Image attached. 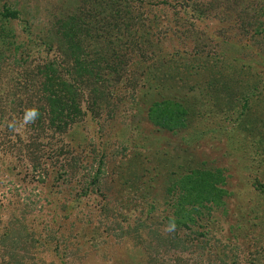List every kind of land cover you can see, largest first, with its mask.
Returning <instances> with one entry per match:
<instances>
[{
    "label": "rangeland",
    "instance_id": "1",
    "mask_svg": "<svg viewBox=\"0 0 264 264\" xmlns=\"http://www.w3.org/2000/svg\"><path fill=\"white\" fill-rule=\"evenodd\" d=\"M165 1L112 0L140 27L123 31L120 45L139 46L126 56L130 81L105 77L90 109L59 28L69 13L94 30L112 2L0 0L17 16L13 36L0 37V264H264V37L251 41L237 27L264 0ZM181 2L202 17L185 15ZM91 34L84 52H108ZM45 77L60 94L72 85L83 96L85 120L68 132L38 115ZM162 100L184 107L182 129L149 121ZM60 150L81 161L76 177L60 172ZM192 171L222 172L227 194L220 206L194 205L183 228L176 183ZM93 173L97 184L81 195Z\"/></svg>",
    "mask_w": 264,
    "mask_h": 264
},
{
    "label": "trees",
    "instance_id": "2",
    "mask_svg": "<svg viewBox=\"0 0 264 264\" xmlns=\"http://www.w3.org/2000/svg\"><path fill=\"white\" fill-rule=\"evenodd\" d=\"M89 1L92 3L98 1L102 4L103 1L112 2V0ZM160 1L162 3L166 2L165 0ZM119 2L120 1H118L117 4ZM214 2H216V0H214ZM236 2L237 0H235V3ZM121 3L122 4L120 6L117 4L115 5L113 2L107 4H111L112 6V17L111 14H106V8L109 7L104 6L103 10L105 11V14L101 17L99 16L100 20H97V28L94 30L90 28V25L87 24V22L76 16V14L69 13L64 17L65 20L64 22H61L59 28L67 39V59L72 62L73 65L71 64V66L74 68V71H76L80 81L84 85L89 84L88 87L90 89L86 92V98H88L86 100L88 102L87 106L90 107V109H94L93 107L103 99L104 89L102 88V85L105 77L110 82L113 81L114 78H117L115 85L120 84L122 78H124L127 83L130 81L131 75L127 76V72L124 71V66L130 63L127 61L126 56H128L127 53L132 55L134 48L136 49L139 45L136 46L138 43L133 42L130 46H126L124 44L121 46L120 41H125L124 34L122 35L121 33L123 31L126 34L137 32L140 27L138 26V21L135 20L134 16H132L133 12L130 11V8L125 6L123 2ZM146 5L148 4L146 3ZM180 6V8H183L184 10L183 13L185 15L191 14L192 18L200 19L203 15V12L197 10L196 4L191 6L187 3L188 7H186L185 3L181 2ZM114 7H116V9L113 15ZM149 7H153V5L149 4ZM186 8H189V10ZM207 9L208 11L210 9L213 10V4L209 5ZM186 11L189 12L187 13ZM95 12L96 11H94V14ZM16 17L15 13L11 12L8 8H4L3 11H0V37H5L1 38L3 40L5 39L4 43L8 36H13V29H10L9 26L11 25L10 22H12V20L17 19ZM237 27L240 32H242V30H245L246 32L252 31L254 37L251 38V41L256 40V37L258 36L264 37V9L255 10L254 14H244L243 20H240V24ZM86 32H91V35L97 38L96 41L101 40V44H106L109 48L108 52L104 55L99 52L98 54L93 53L95 55H91L90 58V56H88L89 53L86 51L84 52L81 44ZM239 34L240 33H237L238 36ZM111 38L118 40L120 43L117 46H114L115 44L111 45ZM103 40L106 41L103 42ZM139 44L143 43L139 42ZM191 45L193 51L196 50L197 45L194 43ZM88 57L89 59L87 60ZM177 63V61H173L172 65L175 66ZM52 65H50V67L53 69ZM50 67H47L46 71L52 75L53 71ZM183 69H185L184 66ZM53 80L54 79L45 77L44 82H41V90L39 91V94H41V109L43 110L41 113L37 114H43L45 110L47 112L45 113L47 118L46 123L50 126V129H55L56 131H59V133H63L64 131L68 132L74 126H77L81 121L85 120V116L87 114L84 110H81L83 96L78 94L72 85L70 86L71 88L62 85L64 95L60 94V91H56L55 84L52 82ZM149 115V121L159 127V129L173 131L177 128L182 129L185 126L187 112L179 102L174 100H162L151 105ZM58 152L61 156L66 158L60 172L67 175L66 177H76L80 172V169H82L80 166H83L81 161H79V159L69 151L60 150ZM98 173L99 169L97 170V174ZM97 181L98 177L95 173H93L89 182L85 179V182H83L79 188L81 195H87L90 191H93ZM223 183L224 178L222 176V172L220 171H192L189 175H186L178 180L176 184L179 187L178 195L182 196V204L181 206H174L175 211L173 212L177 219L178 226H182L184 228L188 226V224L193 223L191 215L192 213H197V209H193L194 205H199L201 207L204 203H212L216 206H220L222 204L223 196H226L227 194L225 190L219 188V186H222ZM188 205L192 208L187 209L186 206ZM17 264L21 263L17 262Z\"/></svg>",
    "mask_w": 264,
    "mask_h": 264
}]
</instances>
